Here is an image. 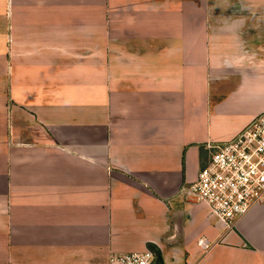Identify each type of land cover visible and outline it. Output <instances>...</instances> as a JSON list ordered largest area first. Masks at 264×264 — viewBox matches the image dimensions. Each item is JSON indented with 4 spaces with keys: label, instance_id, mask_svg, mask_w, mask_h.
Wrapping results in <instances>:
<instances>
[{
    "label": "crops",
    "instance_id": "1",
    "mask_svg": "<svg viewBox=\"0 0 264 264\" xmlns=\"http://www.w3.org/2000/svg\"><path fill=\"white\" fill-rule=\"evenodd\" d=\"M261 113L264 0H0V264H264L184 192Z\"/></svg>",
    "mask_w": 264,
    "mask_h": 264
},
{
    "label": "built area",
    "instance_id": "2",
    "mask_svg": "<svg viewBox=\"0 0 264 264\" xmlns=\"http://www.w3.org/2000/svg\"><path fill=\"white\" fill-rule=\"evenodd\" d=\"M209 158L185 198L209 208L231 231L264 203V113L255 116L230 140L208 145ZM113 264H153L151 250L112 258Z\"/></svg>",
    "mask_w": 264,
    "mask_h": 264
},
{
    "label": "water",
    "instance_id": "3",
    "mask_svg": "<svg viewBox=\"0 0 264 264\" xmlns=\"http://www.w3.org/2000/svg\"><path fill=\"white\" fill-rule=\"evenodd\" d=\"M153 254H154V262H153V264H164L161 256L156 251H154Z\"/></svg>",
    "mask_w": 264,
    "mask_h": 264
},
{
    "label": "trees",
    "instance_id": "4",
    "mask_svg": "<svg viewBox=\"0 0 264 264\" xmlns=\"http://www.w3.org/2000/svg\"><path fill=\"white\" fill-rule=\"evenodd\" d=\"M150 249H155L153 246L152 247H150ZM158 254H159V252L158 251H156Z\"/></svg>",
    "mask_w": 264,
    "mask_h": 264
}]
</instances>
